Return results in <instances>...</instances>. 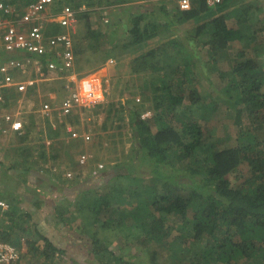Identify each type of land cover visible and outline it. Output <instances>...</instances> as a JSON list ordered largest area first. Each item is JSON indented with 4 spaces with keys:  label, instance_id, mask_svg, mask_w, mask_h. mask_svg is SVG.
Wrapping results in <instances>:
<instances>
[{
    "label": "trees",
    "instance_id": "16d2710c",
    "mask_svg": "<svg viewBox=\"0 0 264 264\" xmlns=\"http://www.w3.org/2000/svg\"><path fill=\"white\" fill-rule=\"evenodd\" d=\"M32 1L11 0L9 3L23 8ZM189 5L188 9H181L179 3L175 2L173 7L161 5L132 11L128 10L129 6L123 7L130 17L124 25L125 33L118 36V21L110 22L109 29L96 18L94 22L91 12L80 10L85 7L81 3L68 4L72 9L79 10L76 13L79 20L71 33L75 58L73 62L77 71L87 65L95 70L107 58L116 59L123 56V53L133 54L141 50L129 60V72L134 73L140 83L133 84L135 90H123L122 97L126 104L120 99H112L106 105L97 103L85 107L91 111L94 108V114L98 113V108L103 110L105 115L99 130H105L114 121H121L122 110L128 108V122L137 138L139 155H129L127 160L117 164H111L113 161L108 158L110 168L105 166L100 174L105 175L109 182L99 187H88L86 192L90 200L87 199V204L92 206V214L86 215L76 208L75 217L79 220L77 226L82 233L83 229L87 234L92 231L89 238L93 245L92 252L96 251L97 257L106 251L111 253L114 263L131 261L133 255L128 253L124 256V249L116 244L119 241L125 245V240L134 236L141 238L139 242L136 241L139 245L148 242L145 247L142 245V248L150 251L147 264H170L171 261L164 258L165 253H159L158 249H168L172 242L169 245L165 242L169 233L164 228L165 222L180 216L178 226L181 233L187 229L194 233L193 240H205L203 247L189 256V264H264V137L259 141L256 135L264 126V55L250 58L245 52V49L261 39L258 31L264 29V17L260 16L264 13V6L243 0H190ZM63 7V0H53L52 12L56 13ZM168 12L173 22L180 24L193 21V26L186 29L187 33L176 29L184 35L183 38L176 34L175 38L149 47V42L153 39L157 41L159 35L157 23L150 22L149 16L153 13L161 19ZM163 20L165 27L174 30L170 18ZM55 29L54 24H51V31ZM200 35H206L205 39L200 38ZM231 42H239L241 47L228 51ZM195 47L206 49L210 61L205 66L208 68L207 73L203 71L204 65H199L200 58L197 57ZM85 53L96 54V59L94 56V59L85 63L83 56L79 57ZM26 57L15 56L21 61ZM30 57L32 62L40 65V76L56 78L70 74L60 59L55 60L54 69H47L45 64L49 56L31 54ZM223 58L230 62V68L222 67L220 61ZM31 91L23 96L27 97ZM136 91L149 101L153 113L151 118L139 116V106L132 98L138 94ZM219 101L228 102L229 107L236 109L233 122L240 127V131L235 142H228L230 134L219 136L212 131L211 135L219 141L208 143L209 139L199 125L201 120H204L203 124L209 120L208 115L211 117L214 114L213 108ZM182 103L186 107L177 118L174 111ZM196 111L202 116H197ZM31 115L26 117L28 121L22 122V129L11 135H28L29 131H33L37 140L31 141L33 144L30 142L12 148L25 158V162L28 159L30 162L39 159L47 162L49 158H58L59 154L53 152L54 149L49 148L47 152L44 136L40 128L35 127L36 119ZM76 115L78 111H73L69 116L75 117L69 119L71 125L77 121ZM56 119L55 127L50 119H44L51 132L49 138L54 139L50 142L51 147L54 142L59 145L61 143L59 137L53 136L66 132L64 121ZM206 128L212 130L208 125ZM82 142L75 139L71 146L76 149L71 154L80 156L86 149ZM168 148L172 150L168 152ZM91 158L94 162L99 160L98 156ZM70 161L67 160L73 163ZM89 161L79 165L75 171L72 170V178L74 175L83 178L92 176ZM46 162L45 169L39 167V171L48 170L67 178V167L70 164L62 167L61 163L56 165L52 162L48 165ZM244 162L248 175L243 177L237 174L235 181L231 180V174L237 173ZM133 165H137V168L144 165L142 170L149 176L144 178L142 170ZM0 200L8 206L7 209L0 207V242H8L19 248L23 239L29 252L36 251L32 249L31 241L34 233L39 235L37 220L34 221L32 213L28 211L16 210L17 200H11L8 195H1ZM136 201L139 203V213L131 215L134 222L129 224L126 222L130 218L128 211ZM197 204L192 220L185 221L186 210ZM4 216L11 222L8 228L21 232L19 237L13 238V233L1 227ZM140 218L142 220L139 222L135 221ZM130 229L132 234L129 235L127 230ZM39 236L44 238L42 234ZM182 240L187 242L185 238ZM46 243L52 250L55 249L52 244ZM116 246L120 254L115 251ZM44 255L45 261L38 259L36 264H56L59 261L57 258L54 259L56 263H50V253ZM22 257L30 258L25 252H20L19 261L15 264H21ZM138 261L143 260L141 258ZM138 261V264H142Z\"/></svg>",
    "mask_w": 264,
    "mask_h": 264
},
{
    "label": "rangeland",
    "instance_id": "374dc122",
    "mask_svg": "<svg viewBox=\"0 0 264 264\" xmlns=\"http://www.w3.org/2000/svg\"><path fill=\"white\" fill-rule=\"evenodd\" d=\"M74 1L75 0H63V4L64 5H68V4L73 5V3H76ZM77 1H80V0H77ZM155 1H156L155 2L156 7L162 5L161 4L162 1H160V2L158 0H155ZM178 1L179 0H176V3H178ZM243 1L248 2L249 4L250 3L255 4L257 6H262V5L264 6V0H243ZM71 2H73V3H71ZM86 3L87 2L81 3V5L87 6ZM189 3H190V0H189ZM97 6H99V5H97ZM94 14H96V12H94ZM94 16L95 15H93V17ZM260 16L264 17V13ZM167 18H170V22H171V25L174 26V30H171L168 27H165L164 25H163L164 27L162 28L160 26V23H159V25L157 27V31L159 32V35L157 37L158 40L157 41H154V39L151 40L148 44L149 47H154V45L156 46L158 44H161L162 42H164L170 38H175L174 36H176V34H178L179 37L183 38L184 35L180 34L178 32H180V31L186 32V29H189L194 24L193 21H189L186 23H180V24L176 23L175 21L173 22L172 17H171V13H169V12H168ZM96 19L93 21L96 22ZM109 20H110V18H109ZM100 22L103 23V20L101 19ZM162 23L164 24V20ZM232 23H234V21H232ZM124 25H125V23H123V25H121V26L120 25L116 26L117 27L116 28V35H119L121 33H125ZM54 27L56 29H58V26L56 24L54 25ZM74 27H75V25H74ZM176 29H179L180 31L177 32ZM62 30H64V29H62ZM258 33H260L261 39L258 41L257 44L252 45L251 47L245 49L247 57L258 58V57H261L264 55V40H263L264 39V29L262 31H258ZM205 37H206V35L205 36L200 35V38H202V39L203 38L205 39ZM261 40H263V41H261ZM185 41H187V39H185ZM191 44H192V42H191ZM236 47H241L239 42H231V43H229L228 51L229 50L232 51L233 48H236ZM145 49L146 48H143V50H145ZM195 50H196L197 57L200 58V61H199L200 67H202L204 65L203 71L207 73L208 68H206L205 66L207 64H209L210 61L207 59L206 49L204 47H202V48L195 47ZM140 51L141 50H138L137 52H134L133 54L123 53V56L116 57V59L114 57H111L114 59L112 64L106 65L105 62H103L101 64V66L95 70L92 69L91 65H87V66L81 68L80 71H77L75 69L76 64H74V69L78 74H81V73L87 74V75H89L88 73L94 74L90 77L95 78L98 83L100 82L99 77H101V80H103L102 82H104L103 83V86H104L103 89H105L103 99H102V103H104L106 105L112 99H115V100L120 99V101L123 103V101H122L123 100V97H122L123 90H127V89H134L135 90V87H133V84L140 83V81L137 79V76L134 73L129 72V62H130L129 60ZM7 55L8 54H5L3 52L2 47L0 45V59L5 58V56H7ZM230 55H232V53ZM81 56H83L85 63H88L89 60L94 59V56L96 59V54L94 55L92 53H85V54L80 55L79 57H81ZM74 60H75V58H74ZM220 64H222L223 68H230V62L225 58H223V60L220 61ZM100 70L102 73L104 71V74L102 76L99 73ZM38 72L39 71L37 70L36 67H34V65H33V67L30 66L29 69L26 70V75H31L37 81L35 87L32 89L30 94L27 96L30 103H31L30 106L32 108L31 110H29L30 112L32 110L37 111L39 108L40 102H43L44 100L50 98L51 95H55L58 97L61 94L62 95L64 94V93H62L63 90L61 89L62 79H60L58 77H56V78H54V77H48V78L43 77V76H40L39 75L40 73L38 74ZM262 89H263V87H262ZM185 107H186L185 103H182L174 111V113L177 115V118L180 117L179 112L182 113L184 111ZM213 110H215V112L211 117L208 115L209 120L207 122H205L203 124L204 120H201L199 123V125L202 126V129L204 130L205 137L209 139L208 143H211V142L217 143L219 141V139H217L216 136L211 135L212 131H214L219 136L225 135V134H230L231 138L228 140V142L229 143L235 142V137L238 134V132L240 131V127L238 125L236 126L233 122V120H234L233 114L235 115L236 109H234L231 106L229 107L228 102L219 101L217 103V105L215 104ZM96 111L99 113L94 114L93 113L94 108L92 109V111L87 110V111H83L82 113H78V115H76L77 121L73 122L72 125H71L69 119L75 118V117H71V118H65V117L61 118L60 117V119H62L66 124H69L70 126H73L76 129L83 131L84 133L89 134L90 139L87 141H84L82 143L85 144V146L84 145L83 146L86 147V149H84V151L87 152L88 154H90L89 155L90 157H92V156L97 157L98 156L99 160H97L96 162H94L95 160L93 161V158H91V163L93 162L92 164H94V167L96 166V164L98 162H100L105 166L108 165V168H110V165L108 164L109 163L108 158L112 159L113 162L111 164H113V163L117 164V163L124 161L125 159L127 160L129 155H135V156L139 155L140 150H139V147L137 144V138L132 131L130 123L128 122V118L130 117L129 110L123 109L122 110L123 119L121 121H117V122L114 121L113 123H111V125L108 128H105V130H99L102 118L104 117L105 114H104V112H102L103 110L101 111V108L96 109ZM195 114H197V116H202L201 113L197 112V111ZM34 116L37 117V120H35V123H36L35 127L37 125L39 126L40 132L42 133V137L46 136L49 138L51 135V132L48 129V124H45L44 118L43 119L41 118L42 116L38 113V111H37V114ZM56 120L57 119H55L53 117L52 120H50V121H51V123L57 125ZM36 121H39V122H36ZM173 124H175V122ZM207 125L210 128H212V130L207 129L206 128ZM2 126H3V120L0 123V127H2ZM253 130L256 131L257 128L256 129L253 128ZM0 134L5 135L2 132ZM98 134H100V135H98ZM256 135H257L259 141H261V139H263V137H264V126L262 128H260V130L258 131V133H256ZM10 137H12L11 134H10ZM33 137H34L33 140H35V138H36L35 134H33ZM53 137H59L58 140H60L61 143L59 145L58 143L54 142L52 147H51L50 142L54 139L49 138L50 142L47 143L48 148L54 149L53 152H55V153H59L58 158H57L59 163H62V165H64V166H66L67 164H70L67 167L68 169H72L73 167L75 168L76 166H75V162L73 160H75V158L77 157L78 154L77 155L73 154V153L71 154V152L74 149H76V147L71 146V144L75 140L69 139L67 137V135L65 134V132H60L57 136H53ZM27 138L32 139V135H28ZM6 143L15 145L11 138L9 141H6ZM12 145H10L6 148L5 154H6V156L7 155L11 156L12 157L11 159H14V158H16V156L18 154L12 148V147H14ZM208 145H210V144H208ZM88 148H92V149L88 150ZM171 150L172 149L168 148V152H170ZM67 160H69V161L72 160L73 163H69V162H67ZM132 163H135V162H132ZM92 166L93 165H91V167ZM136 166H134V167L136 169H140V171L142 170V168H145L144 165H141V168H137ZM143 170L141 171L142 175L144 176V178H147L149 175H147L146 172H144ZM237 174H239L240 176H243V177L248 175V168L246 166V162L242 163L239 166V171L237 173L234 172L233 174H231V176H230L231 180L235 181V175H237ZM154 181L156 182V180H154ZM108 182H109V180H108ZM99 186H97V187H99ZM138 204H139L138 201H136L129 208L128 212L130 213V218L127 219V221H126L129 224H131V222H134V221H132L131 215L139 213V205ZM197 208H198V204H197V206L191 205L186 210L185 221L190 222L192 220V216L196 212ZM150 210H152V209H150ZM152 211H154V210H152ZM145 213H149V212L145 211ZM155 213L157 214V211H155ZM158 216H159V213H158ZM140 220H142V219L140 218V219H137L135 221L139 222ZM180 220H181L180 216H176V217L170 219L169 221L167 220L165 222L164 228L169 230L168 236H167V238H165V242H166V244H168L171 240H172V242H171V245H169V244H168L169 246L166 245V247L168 246V249H164V250L158 249L159 253H161V252H162V254L165 253V256L164 255L163 256H164V258L166 257L165 260L171 261L170 264H189V262H190L189 256L196 253L200 249V247H203V245H204L203 242H205V240H202V239L193 240L192 234H194V233H192V231L188 232L187 229H186L185 233H181V231L179 230L180 226H178ZM131 231H132V229H130L129 231L127 230L129 235H130ZM183 238H185L187 240V242H184V240H182ZM139 239H141V238L130 236V237H128V239L125 240L127 242L125 245H123L119 241L117 242L116 245L119 246V248L121 247L124 249V251H123L124 256H126L128 253L135 256L136 261L133 260L134 264H138L137 261L141 258L143 261H138V262H142V264H147V263H149V259L147 258V256H149L150 251H148V250H146V248L144 249L142 247L143 246L145 247V245L148 242L145 244H142L143 245L142 246L136 242ZM117 240L118 239H116L115 241H117ZM23 242L24 241L21 239L20 243L24 244ZM117 246L115 248V251L118 254H120L121 251L118 249ZM113 247H115V246H113ZM136 255H137V257H136ZM98 257L101 260L99 264H109L111 262L112 255L110 252L105 251L103 256H102V254H100ZM32 261L36 262L39 260L36 258H32ZM116 263L122 264L121 261H117Z\"/></svg>",
    "mask_w": 264,
    "mask_h": 264
},
{
    "label": "crops",
    "instance_id": "0c3cea01",
    "mask_svg": "<svg viewBox=\"0 0 264 264\" xmlns=\"http://www.w3.org/2000/svg\"><path fill=\"white\" fill-rule=\"evenodd\" d=\"M158 1H162L161 4L166 7H173L176 2V0ZM74 2H87L85 12L89 11L92 13V16L95 15L93 19L97 18L98 22L102 19L104 27L108 28L110 27L109 23L113 21H118L120 26L123 25V23H127L130 16L127 15L123 7H131L132 9L127 7L129 11L138 10L140 8L144 9V7L149 9L156 7L155 0H75ZM93 12H96V14ZM163 18L167 19V15ZM163 18L161 17L160 19L158 15L151 13L148 20L150 22L155 21L157 25L160 23V26H163ZM11 55L24 56L26 54L23 52H16L11 53ZM99 73L102 76L104 71L102 73L100 70ZM99 78L100 81L101 77ZM30 105L31 103L27 97H23V99L21 97L16 98V95L11 93V96L7 97L4 103H0V123L2 121L1 115L5 112L18 114L15 118H19L22 122L28 121L26 117L30 114H32L33 119L37 120V117L34 115L37 114V111L39 113L40 110L38 108L37 111L32 110L30 112L29 110L32 109ZM6 125L7 124L3 121V126ZM36 128L39 129V126L37 125ZM12 133L13 132H8L5 135L0 134V196L8 195L11 200H17V205H15L16 210L19 208L20 211L32 213L31 216L33 220H37L39 235L42 234L44 236V238H42L36 235V233L32 235V249L36 251L29 252L25 242L19 246L22 252L30 256V258L22 257L23 260L21 264H36V262L32 261V258L40 259L44 262L45 253H50V263H56L55 260L59 258L58 264H62L63 261H69L71 264H99L101 260L97 259L99 257H97L96 251H93V254V245L89 238L93 233L90 231V234H87L85 233V229H83L82 233L78 229L77 223L79 220L75 217V209L77 208L78 212L80 210L81 212H85L86 215H91L93 208L87 204V199L90 200V197L86 190L89 186L106 185L109 179L106 178L105 175L103 176V174L86 176L84 178L83 176L74 177L75 175L73 178L66 176L67 178L64 179L61 175H56L48 170V172L46 170L39 171V167L46 166L44 163L46 161L42 162L40 159L37 162L32 161L36 164L34 165L29 159L25 162V158L21 154L11 159V156H6L5 154V149L12 145L6 143L10 138L16 146L25 145L26 143L29 144L31 141L35 142L37 140V138H35V140L27 138L28 135H32L33 137V131H29L28 135L10 137ZM43 141L47 146V152H49L47 143L50 142V139L44 136ZM30 160L32 159L30 158ZM73 161L75 162V160ZM52 162L56 165H60L57 158H49L46 164L50 165ZM60 166L63 167L64 165L61 163ZM72 169H74V167ZM2 199L6 200L3 197ZM2 221L1 227L7 232L13 233V238L21 235V232H15L14 230L13 232L12 228L7 227L11 222L5 216L2 217ZM30 224L31 222L29 221L28 225ZM111 237L110 235L109 238ZM46 242L52 244V247L55 249L52 250ZM30 254L34 255L31 256ZM103 255L104 253H102V256ZM134 259L135 256L133 255L131 261L127 260L121 262L122 264H134ZM109 264L117 263H114L111 258Z\"/></svg>",
    "mask_w": 264,
    "mask_h": 264
},
{
    "label": "built area",
    "instance_id": "2783aa9c",
    "mask_svg": "<svg viewBox=\"0 0 264 264\" xmlns=\"http://www.w3.org/2000/svg\"><path fill=\"white\" fill-rule=\"evenodd\" d=\"M10 1L0 0V45L6 53L26 52L28 56L24 61L8 57L0 62V90L14 85L17 90L24 91L26 85L32 84V80L29 79L17 81L15 79L16 76L23 77L26 73L27 67L32 63L31 54L49 56L45 64L48 69H54L55 60L60 59L65 69L72 70L74 53L71 33L77 22L78 10L64 5L56 13L52 12L53 0H34L23 8L10 4ZM179 6L181 9L188 8V0H179ZM51 23L64 30H48ZM109 61L112 62V60ZM37 69H39L38 66ZM68 76L70 80L66 79L67 82L64 85L68 93L60 100L41 103L40 111L45 117L49 118L52 115L66 117L77 109L93 106L102 100L101 83H98L95 78L83 77L77 81L75 74ZM0 100H2L1 93ZM149 115L150 111H146L142 117ZM3 119L7 125L1 128L2 133L18 132L22 129L21 121L11 114H5ZM67 129L72 137L78 136V132L71 127L68 126ZM83 136L85 140L90 138L89 134ZM85 158L86 155L81 154L79 162L83 163ZM67 176H71V173H67ZM0 207L7 209L8 206L0 200ZM20 252L16 246L8 242H0V264H15L19 261ZM64 264L71 263L65 261Z\"/></svg>",
    "mask_w": 264,
    "mask_h": 264
},
{
    "label": "clouds",
    "instance_id": "9594fccd",
    "mask_svg": "<svg viewBox=\"0 0 264 264\" xmlns=\"http://www.w3.org/2000/svg\"><path fill=\"white\" fill-rule=\"evenodd\" d=\"M214 0H211V2H213ZM188 2H189V0H188ZM208 2H209V0H208ZM178 3H179V1H178ZM180 7V6H179ZM189 7H190V5H189ZM188 7V8H189ZM188 8H186V9H188ZM74 10H78V9H74ZM80 10H84V11H86V7H81L80 8ZM76 13H79V10L76 12ZM77 17V16H76ZM78 18H77V22H78ZM76 22V23H77ZM75 23V24H76ZM52 24V23H51ZM51 24H49V29L48 30H50L51 31ZM54 24V23H53ZM55 25V24H54ZM62 29L63 28H60V27H58V29H56V30H58V31H62ZM3 50V49H2ZM4 52V51H3ZM5 54H8L7 56H5V58H8V57H15L16 55H11V53H16V52H10V53H6V52H4ZM24 54H26V55H24V56H28V54L26 53V52H23ZM5 58H2V59H0V62H2V61H4L5 60ZM48 59V58H47ZM51 59V58H50ZM109 60H112V62H110ZM113 61H114V59L113 58H107L106 60H105V64L106 65H109V64H112L113 63ZM33 65H34V67H36L37 68V66L39 67V69H37L39 72L38 73H41V67H40V65L38 64V63H34V62H32L31 64H30V66H32L33 67ZM30 66H28L27 67V70L29 69V67ZM45 67H46V65H45ZM47 68V67H46ZM48 69V68H47ZM70 74H75V78H76V80L78 81L79 79H81V78H83V77H87V78H93V77H90L91 75H93L92 73H88L89 75H87V74H85V75H83V76H80L76 71H75V69H74V65H73V69L71 70L70 69ZM70 74H65V75H62V76H58V78H60V79H62V84H61V89L63 90L62 91V93H64L63 95L61 94L60 96H55V95H51L50 96V98H48V99H46V100H44V101H52V100H60V99H62L67 93H68V90H66L65 89V87H64V85H65V83L67 82V80H70V77L68 76V75H70ZM26 76V77H25ZM65 76H67V78H64ZM69 77V78H68ZM15 79H16V81L17 80H32V84H29V85H26V89L24 90V91H19V90H17V88H16V86H9V87H4V88H2V90H0V93H1V97H2V100H0V103L2 104V103H4V100L7 98V97H9V96H11V93L12 94H14V95H16V98H19V97H21V98H23L24 96V94L25 93H27L30 89L32 90L33 88H34V86H35V84L37 83V81H36V79L35 78H33L31 75H26V73L24 74V76L23 77H20V76H16L15 77ZM67 79V80H66ZM103 80H100V83H101V88H102V99H103V95H104V91H105V89H103V83L104 82H102ZM132 98H133V100H134V102L139 106V108H138V112H140V114H139V116L141 117V118H146V117H149V118H151L152 117V115H153V113H152V109H151V106L149 105L150 103H149V101L147 100V99H145V98H143V97H141V95L140 94H136V95H133L132 96ZM43 101V102H44ZM123 101V103H125V98L122 100ZM41 103L42 102H40V105H39V110H40V108H41ZM99 104L100 103H102V100L101 101H99L98 102ZM146 103H148L147 105H146ZM97 104V103H96ZM95 105V104H94ZM87 107H89V106H87ZM128 109V108H127ZM76 111H78V113H82L83 111H87L86 110V108L85 107H83V108H81V109H77ZM75 111V112H76ZM146 111H150V115L149 116H145V117H142V114L144 113V112H146ZM5 114H11L13 117H15V116H18V114H12L11 112H5V113H3L2 115H1V117H2V120L4 121V119H3V117H4V115ZM39 114L42 116V118H44V119H47L48 117H45L43 114H42V112L41 111H39ZM98 114V113H97ZM71 115V114H70ZM70 115H68V116H66L65 118H69V116ZM58 118V119H60V117L59 116H56V115H52L51 117H49L48 119H50V120H52V118ZM16 119H18V120H20L19 118H16ZM62 120V119H61ZM21 121V120H20ZM5 122V121H4ZM6 123V122H5ZM21 123H22V121H21ZM7 124V123H6ZM64 124V126H63V128L65 129V131L67 132H65V134L67 135V137L69 138V139H71V140H75V139H80V140H82L83 142L84 141H87V140H89V139H87V140H85L84 139V134H88V133H84L83 131H80V130H78V129H76L75 127H73V126H70L69 124H66L65 122L63 123ZM110 125H111V123H110ZM109 125V126H110ZM52 126L53 127H55L56 125L55 124H53L52 123ZM71 127V129H73L74 131H76V132H78V136L77 137H72L71 136V132L67 129V127ZM2 127H6V126H2ZM2 127H0V132H2L1 131V128ZM8 133V132H7ZM7 133H4V134H7ZM81 154H85L86 155V158H85V161L83 162V163H80L79 162V158H80V156H78V158H76L75 159V168H74V170L73 169H68V171H67V173H71V176H67V177H71L72 178V173H73V171H75L76 170V168L79 166V165H82V164H85V163H87L88 161H89V159L91 158L89 155L90 154H88L87 152H85V151H83L82 153H80V155ZM90 162V161H89ZM90 164L91 165H93L92 166V169H91V172H92V175H98V174H100L101 172H102V170L104 169V167H105V165H103L102 163H100V162H98L97 164H96V166L94 167V164H92L91 162H90ZM94 167V168H93ZM73 170V171H72ZM42 171V170H41ZM82 172V171H81ZM67 173H66V175H67ZM24 241V240H23ZM19 249V248H18ZM20 251H21V249H20ZM22 252V251H21ZM64 262L65 261H63L62 262V264H64Z\"/></svg>",
    "mask_w": 264,
    "mask_h": 264
}]
</instances>
